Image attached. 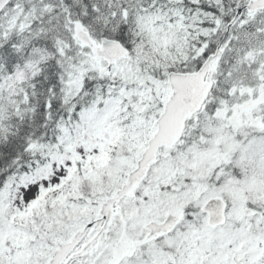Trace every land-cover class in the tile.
Masks as SVG:
<instances>
[{"label": "snow or ice", "instance_id": "obj_1", "mask_svg": "<svg viewBox=\"0 0 264 264\" xmlns=\"http://www.w3.org/2000/svg\"><path fill=\"white\" fill-rule=\"evenodd\" d=\"M0 264H264V0H0Z\"/></svg>", "mask_w": 264, "mask_h": 264}]
</instances>
